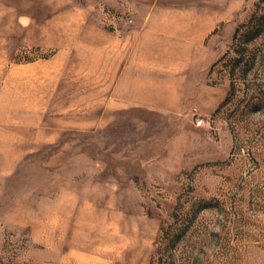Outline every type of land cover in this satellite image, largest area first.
Instances as JSON below:
<instances>
[{"label": "rangeland", "instance_id": "rangeland-1", "mask_svg": "<svg viewBox=\"0 0 264 264\" xmlns=\"http://www.w3.org/2000/svg\"><path fill=\"white\" fill-rule=\"evenodd\" d=\"M171 17L212 29L144 88ZM0 264H264V0H0Z\"/></svg>", "mask_w": 264, "mask_h": 264}, {"label": "crops", "instance_id": "crops-1", "mask_svg": "<svg viewBox=\"0 0 264 264\" xmlns=\"http://www.w3.org/2000/svg\"><path fill=\"white\" fill-rule=\"evenodd\" d=\"M152 24L129 46V50L136 48L130 54V65L145 67L136 72V81H144V88H153L154 81L173 82L168 87L179 89L182 85L176 83L187 80L185 68L193 63L195 43L199 47L212 26L210 22L197 26L192 18L178 17L155 19Z\"/></svg>", "mask_w": 264, "mask_h": 264}, {"label": "built area", "instance_id": "built-area-1", "mask_svg": "<svg viewBox=\"0 0 264 264\" xmlns=\"http://www.w3.org/2000/svg\"><path fill=\"white\" fill-rule=\"evenodd\" d=\"M193 114H194L195 123L197 125H203L206 123L207 119L205 115L200 111V109L197 106L193 107Z\"/></svg>", "mask_w": 264, "mask_h": 264}]
</instances>
